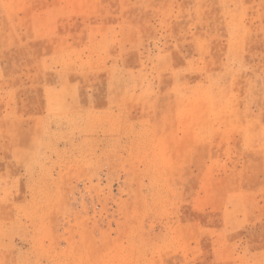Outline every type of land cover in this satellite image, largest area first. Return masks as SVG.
I'll return each instance as SVG.
<instances>
[{"label": "rangeland", "instance_id": "374dc122", "mask_svg": "<svg viewBox=\"0 0 264 264\" xmlns=\"http://www.w3.org/2000/svg\"><path fill=\"white\" fill-rule=\"evenodd\" d=\"M0 264H264V0H0Z\"/></svg>", "mask_w": 264, "mask_h": 264}]
</instances>
